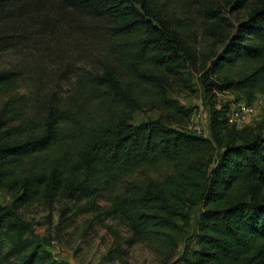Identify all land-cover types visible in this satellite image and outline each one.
Segmentation results:
<instances>
[{
  "label": "trees",
  "instance_id": "obj_1",
  "mask_svg": "<svg viewBox=\"0 0 264 264\" xmlns=\"http://www.w3.org/2000/svg\"><path fill=\"white\" fill-rule=\"evenodd\" d=\"M252 1L224 48L215 40L204 52L156 0H0V54L63 57L84 38L110 58L79 72L73 94L50 97L40 116L13 109L14 96L0 105V188L13 195L0 203V264H70L18 212L61 194L128 230L116 233L111 259L123 260V243L142 242L170 261L201 205L190 264H264V123L238 128L227 121L230 105H213L208 137L169 95L186 63L211 96L264 95V0ZM203 2L222 33L223 17ZM22 78L21 69H0V98ZM144 107L161 115L135 123Z\"/></svg>",
  "mask_w": 264,
  "mask_h": 264
},
{
  "label": "rangeland",
  "instance_id": "obj_2",
  "mask_svg": "<svg viewBox=\"0 0 264 264\" xmlns=\"http://www.w3.org/2000/svg\"><path fill=\"white\" fill-rule=\"evenodd\" d=\"M203 1L156 0V4L164 17L176 20L182 36L190 40L199 51L208 52L213 41L218 40L216 50L220 52L228 42L226 35L235 33L239 25L248 18L253 1L244 0L243 6H240L237 4L238 0H207L224 19L226 29L222 33L211 28ZM89 40L83 38L77 43L75 50H67L63 52V57L53 56L52 59L41 57L40 52H29L26 56L15 51L1 53L0 69H21L24 78L3 94L0 105L8 96H14L11 104L13 109L23 114L40 116L50 97L65 99L72 95L79 72L92 67L100 68L110 59L102 44L97 45L96 40ZM61 58H65V61L61 62ZM169 95L192 109L189 128L208 137H211L213 105L218 108L228 105L232 107L237 100V95L232 91L217 92L215 96L207 94L201 73L188 63L172 81ZM254 104L257 106V114L250 120V124H263L264 95H259ZM160 115L161 111L144 107L136 111L134 122L156 119ZM12 201L13 195L1 187L0 203L7 205ZM83 203L84 201L76 203L67 195L61 194L52 202L24 205L18 212L33 223L32 235L47 245L56 259L68 260L70 264H190L193 259L192 250L198 247L196 233L202 212L201 205L194 210L192 225L180 241L175 255L170 261H166L165 257L156 254L142 242L131 247L123 243V260L116 257L111 259L110 251L117 245L116 233L124 237L129 234L128 230L117 221L102 220L92 211L79 210V205Z\"/></svg>",
  "mask_w": 264,
  "mask_h": 264
},
{
  "label": "built area",
  "instance_id": "obj_3",
  "mask_svg": "<svg viewBox=\"0 0 264 264\" xmlns=\"http://www.w3.org/2000/svg\"><path fill=\"white\" fill-rule=\"evenodd\" d=\"M257 114V106L244 100L235 102L227 112V121L238 128L250 124V120Z\"/></svg>",
  "mask_w": 264,
  "mask_h": 264
}]
</instances>
